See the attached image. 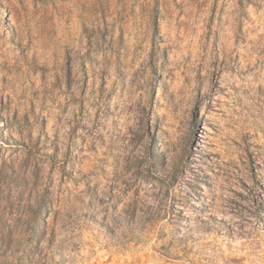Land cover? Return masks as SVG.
<instances>
[{
    "label": "rangeland",
    "instance_id": "obj_1",
    "mask_svg": "<svg viewBox=\"0 0 264 264\" xmlns=\"http://www.w3.org/2000/svg\"><path fill=\"white\" fill-rule=\"evenodd\" d=\"M0 264H264V0H0Z\"/></svg>",
    "mask_w": 264,
    "mask_h": 264
}]
</instances>
